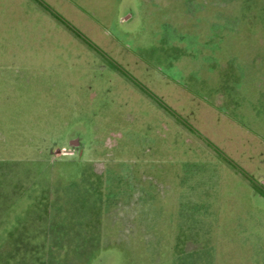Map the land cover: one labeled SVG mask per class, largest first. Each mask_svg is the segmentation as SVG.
Here are the masks:
<instances>
[{"label":"rangeland","instance_id":"374dc122","mask_svg":"<svg viewBox=\"0 0 264 264\" xmlns=\"http://www.w3.org/2000/svg\"><path fill=\"white\" fill-rule=\"evenodd\" d=\"M41 1L99 52L0 0V264H264V0Z\"/></svg>","mask_w":264,"mask_h":264},{"label":"trees","instance_id":"16d2710c","mask_svg":"<svg viewBox=\"0 0 264 264\" xmlns=\"http://www.w3.org/2000/svg\"><path fill=\"white\" fill-rule=\"evenodd\" d=\"M36 2H38L39 4H41L43 6V8H45L47 11H49L56 19L60 20L63 24H65L77 37H79L81 40H83L86 44H88L92 49H94L95 51H98L99 52V49L92 43L90 42L89 40H87V38L85 36H83V34H81L78 30H76L74 27H72L66 20H64L61 16H59L58 14H56L55 12H53L52 10H50V8L45 5L41 0H35ZM118 68V67H117ZM142 90H145L143 89V87H141ZM160 103V102H158ZM162 108H164L169 114L171 113L178 121H179V118L174 114V112H171V110L164 106V104L160 103L159 104ZM170 114V115H171ZM192 131L193 129L190 128ZM208 145L211 147V145L208 143ZM215 150V148H213ZM226 161H229L230 163V160H227ZM236 167V166H234ZM239 172H241L242 170H239ZM241 173H244V172H241Z\"/></svg>","mask_w":264,"mask_h":264}]
</instances>
